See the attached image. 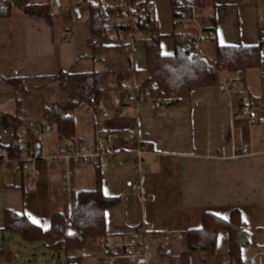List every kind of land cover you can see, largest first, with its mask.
<instances>
[{
  "label": "crops",
  "instance_id": "crops-1",
  "mask_svg": "<svg viewBox=\"0 0 264 264\" xmlns=\"http://www.w3.org/2000/svg\"><path fill=\"white\" fill-rule=\"evenodd\" d=\"M5 1L0 0V8ZM200 2L206 17H216L220 45L257 46L260 29H264V0ZM21 6L24 5L13 4L11 15L0 18V116L17 112L18 96L7 79L21 78L43 87L49 82L44 81L46 78L61 70L70 74L108 71L116 75L145 69L141 43L131 46L132 53L106 49L95 63L87 44L91 23L85 11L84 21L81 11L77 16L72 14L68 28L69 16L52 25L27 15ZM154 6L160 34L171 35V0H154ZM57 8L52 7L55 13ZM162 48L165 55H173L171 39L165 38ZM134 79L125 84L130 90ZM121 99L122 96L116 98L115 114L104 112L101 118L95 111L88 112L92 115L88 121L90 133H77L83 140L95 143L108 132L119 135L114 143L104 146L116 150L117 164L103 170L101 177L105 195L121 197V203L106 212L111 243L126 238L127 222L144 221L153 226L147 237L152 264H225L230 259L227 232L220 233L215 253L189 252L186 240H176L174 236L199 228L207 211L228 218L231 210L238 209L245 222V230L237 237L242 248L240 264H250L252 259L255 264H264V125L250 124L248 116L240 114L218 87L197 90L189 101L172 107L122 103ZM254 105L259 113L256 116L260 115V108ZM91 120L94 125H90ZM133 134L136 139L131 141L129 136ZM14 136L13 131H0V144H10ZM40 140V151L36 150V156L26 159L23 165H0V229L5 227L4 216L9 209L26 214L45 230L51 226L52 214L64 209V166L61 163V169L60 162L50 157L62 154L67 141L59 137L56 151L48 153L45 139ZM246 144L248 151L243 154ZM134 149L141 150L139 161L146 169L140 192L126 187L132 175L128 157ZM93 174L95 179L88 171L76 169L74 189L87 188L91 180L96 185L95 169ZM3 239H7L6 234ZM102 252L100 249L98 257Z\"/></svg>",
  "mask_w": 264,
  "mask_h": 264
},
{
  "label": "trees",
  "instance_id": "trees-1",
  "mask_svg": "<svg viewBox=\"0 0 264 264\" xmlns=\"http://www.w3.org/2000/svg\"><path fill=\"white\" fill-rule=\"evenodd\" d=\"M118 0H71L69 3L70 28L72 14H77L81 8L87 7L91 23V35L88 48L92 51L91 58L96 63L106 49L122 50L132 53L131 45L122 41L124 33L135 35V43H141L145 49V69L117 72L113 75L108 71H92L88 73L70 74L61 70L55 76L44 81L55 82L61 92L58 101L42 100L32 104L29 99L42 87L35 86L34 81L11 78L6 81L16 90V110L14 114L4 113L0 116V131L10 130L15 136L10 144H0V165L7 162L23 165L29 157H35L40 138L29 128L30 115L33 108L42 110L39 124L48 130L56 127L58 136L66 141H85L77 136V122L73 112L77 107L86 106L96 113L101 108L105 95L114 84L124 89V84L133 76L139 79L140 89L145 91V103H158L172 107L182 101H189L192 94L203 88L218 87L230 75L243 73L247 69H258L262 66L264 57V29H260V39L257 46H222L218 42L216 17H207L208 22L203 28L205 40L214 47V56L207 57L199 51L200 45L197 29L186 21L187 9L181 5V0H171L172 18L174 19L172 34H160L155 16L153 0L138 1L142 16L129 23H123L124 11L117 6ZM58 13L50 6L49 0H39L35 3L21 6L22 11L32 17L45 19L54 25L62 15V2L57 3ZM13 3L5 1L0 8V18L9 17ZM71 16V17H70ZM169 38L173 41V55L163 53L162 41ZM189 49L186 53L185 50ZM193 55V56H192ZM192 56V57H191ZM263 92L260 98L250 94L253 106L260 108L264 117V75L261 76ZM245 91V87H243ZM33 98V97H32ZM38 99V98H34ZM94 125L91 120L90 125ZM109 134V132L107 133ZM87 142V141H85ZM149 147V146H148ZM134 149L132 153L136 152ZM116 151V150H115ZM102 171H96V185L92 190L73 188L72 212L67 204L64 209L52 214L51 226L43 229L32 223L26 214H18L7 210L4 216L5 227L0 229V246L3 245L4 234H16L28 242H43L52 252L66 254V264H81L90 250L110 247L111 241L107 234L106 212L121 203V197L106 196L102 189ZM228 218L219 217L211 212L202 216L199 228L189 230L186 245L189 252L215 253L218 237L222 231L229 235V261L225 264H240L242 262L241 246L237 243L238 234L245 229V222L240 210H231ZM97 251V250H96ZM93 252V251H92ZM95 255L97 254L94 253Z\"/></svg>",
  "mask_w": 264,
  "mask_h": 264
},
{
  "label": "built area",
  "instance_id": "built-area-1",
  "mask_svg": "<svg viewBox=\"0 0 264 264\" xmlns=\"http://www.w3.org/2000/svg\"><path fill=\"white\" fill-rule=\"evenodd\" d=\"M38 0H31L34 3ZM147 1V0H144ZM246 1V0H243ZM50 6L57 8V0H49ZM117 6L120 7L124 13L125 18L123 23H129L131 20H136L142 16V12L138 1L131 0H118ZM181 5L187 9L188 13L185 14L186 22L194 26L199 32L200 39H205L202 32L203 28L208 22V18L204 15V6L200 0H181ZM85 9V16L89 17L90 11L87 7ZM122 41L125 44L133 46L135 43V35L132 33L122 34ZM199 49V45H196ZM188 48L185 52H188ZM193 56V55H192ZM191 56V57H192ZM135 83L133 84L131 91L132 96L127 94L122 96V103H145V91L140 89L137 78L135 77ZM244 82L243 73L237 72L234 77L221 82L219 88L222 94L228 98L238 109V112L244 116H248L249 123L252 125H264L263 115L255 116L251 113V109L254 107L249 97L248 100L242 98L241 92L243 87L241 83ZM153 107H161L158 103H152ZM89 113L94 114V110L90 109ZM121 116V114H120ZM29 128L33 130L34 134L39 138L41 137L45 127L37 122H29ZM119 138L117 133L106 134L105 137L100 135L98 142H85V141H67L63 153L59 156H51L53 161H60L65 168L63 177V194L64 201L70 210V217L72 212V199L74 188V176L76 169L81 167H91L96 171L107 170V168H113L116 163V151L111 147H104L106 143L108 145L114 143ZM129 139L134 141L136 136L130 135ZM264 143V141H263ZM249 145H244L242 153H247ZM141 150H137L134 153L129 154L128 161L131 164V178L126 182V187L134 192H140L142 175L146 171L143 164L139 161V155ZM106 157H110V161H105ZM17 170H21V167L17 166ZM127 236L122 242H113L110 247L104 248L102 254L99 257V261L103 264H152L149 261V252L147 247V237L151 234L153 226H148L144 221L137 222V224H130L127 222ZM176 240H185L187 234H180L174 236ZM255 259L250 261V264H255Z\"/></svg>",
  "mask_w": 264,
  "mask_h": 264
},
{
  "label": "rangeland",
  "instance_id": "rangeland-1",
  "mask_svg": "<svg viewBox=\"0 0 264 264\" xmlns=\"http://www.w3.org/2000/svg\"><path fill=\"white\" fill-rule=\"evenodd\" d=\"M30 0H11V2L15 5H25L28 4ZM154 2V0H153ZM62 15L57 21H62L63 16H69V0H62ZM82 20H85L84 11L85 9L81 8ZM205 15V14H204ZM74 16H77L75 13ZM206 16V15H205ZM63 22V21H62ZM188 23V22H187ZM202 46V51L204 54L212 58L214 56V47L211 45L210 42L203 39L200 43ZM167 53V51L165 50ZM264 58V57H263ZM245 73V80L241 83V87L246 85L245 91L241 92V96L244 99H250V94L254 98H260L263 87H261V76L264 75V59L262 61V66L258 69H247L244 71ZM134 77V76H133ZM125 84H128L127 82ZM124 89H119L116 85H112L111 89L105 95L104 101L101 104V108L96 113V117L103 118L104 112H110L111 114H115L116 112V98L118 96H123L125 94L132 96V92L129 87L125 86ZM250 92V93H249ZM33 97V98H32ZM32 97L29 99L31 100L32 104H38L42 100H49V101H58L61 97V92L58 88L57 83L55 82H47L45 86L40 89V91L35 92ZM38 98L35 99L34 98ZM88 109L86 106L77 107L76 110L73 112V115L76 118L77 122V133L79 136H83L87 133H90L89 127V120L92 116L89 114ZM258 109L252 108L251 113L256 116ZM43 112L39 108H33V112L30 115V120L40 121L42 119ZM258 116V115H257ZM41 138H44L46 141V152L56 151L59 137L57 133L56 127H52L48 130L43 131ZM108 160V159H106ZM105 160V161H106ZM60 162V161H59ZM60 162V168L61 167ZM64 169V170H63ZM62 171H65L63 167ZM78 170H85L88 171L92 178L95 179L93 174V168L91 167H81ZM95 187V184L89 182L87 184V188H83L86 190H91ZM79 189V187H77ZM6 240L4 241L3 245L0 246V264H66V254L64 251L60 253L50 251L43 242H28L26 240H22L16 234H6ZM97 250V251H96ZM90 250V254L83 258L81 264H102L99 261L98 252L99 249ZM93 251V252H92ZM97 254L95 255L94 253Z\"/></svg>",
  "mask_w": 264,
  "mask_h": 264
},
{
  "label": "water",
  "instance_id": "water-1",
  "mask_svg": "<svg viewBox=\"0 0 264 264\" xmlns=\"http://www.w3.org/2000/svg\"><path fill=\"white\" fill-rule=\"evenodd\" d=\"M39 147V146H38Z\"/></svg>",
  "mask_w": 264,
  "mask_h": 264
}]
</instances>
